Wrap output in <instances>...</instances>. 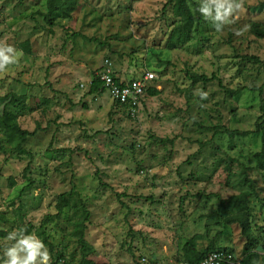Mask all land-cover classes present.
<instances>
[{"label":"rangeland","instance_id":"374dc122","mask_svg":"<svg viewBox=\"0 0 264 264\" xmlns=\"http://www.w3.org/2000/svg\"><path fill=\"white\" fill-rule=\"evenodd\" d=\"M169 1L80 0L70 18L50 27L47 0H0V43L22 50L0 71V96L16 93L9 108L35 131L22 154L0 132V214L8 218L0 221V259L10 231L44 239V220L51 261L63 253L79 264V228L55 209L59 195L74 189L90 212L84 264L174 263L212 242L239 262L240 226L226 225L217 211L240 192L244 166L259 192L250 198L254 221L264 229V170L252 169L261 135L225 133L255 131L262 114L264 38L252 24L264 27V0H242L220 32L197 11L198 0H188L200 21L193 39L174 49ZM107 59L121 82L153 72L148 85L160 93L146 95L135 113L105 89L90 94ZM195 74L211 80L193 83ZM194 235L202 238L192 254L185 244Z\"/></svg>","mask_w":264,"mask_h":264},{"label":"trees","instance_id":"16d2710c","mask_svg":"<svg viewBox=\"0 0 264 264\" xmlns=\"http://www.w3.org/2000/svg\"><path fill=\"white\" fill-rule=\"evenodd\" d=\"M79 1L80 0H47L46 12L43 14L44 20L50 27H54L63 19L71 17L72 13L77 9ZM171 2L173 3L172 11L174 21L176 23L170 32L168 46L169 48L174 49L177 46L186 44L193 39L196 21H200V18H196V14L191 9V5L189 4L188 0H174L169 1L167 4H171ZM193 4L195 5L196 3ZM252 32L256 37L260 39L264 38V27L260 24L253 23ZM29 46L30 45L28 42H25L21 45L22 49H24L26 52H30ZM143 75L144 73L135 79L142 78ZM115 77L117 78V81L120 80L117 75H115ZM191 79L193 83L198 81L208 82L211 80L207 78L206 75L198 74L191 75ZM155 80L156 78L153 79L152 82L154 83ZM102 90L104 89L97 73L91 81L89 93L97 94ZM260 91H262V89H260ZM159 93L160 92L157 89L152 88L151 84L147 85L146 95L156 96ZM228 93L232 94L234 91H228ZM17 100L18 97L16 93H7L4 96H0V132L4 133V136L7 138L9 144H15V151L18 154H22L27 152L25 149V144L28 138L35 134V131L30 132L26 129H23L20 125L18 116L9 108L11 105H15ZM142 101H144V99ZM116 102L120 104L118 101ZM261 111L262 114L259 117V122L256 124L255 131L225 129V133L232 137L241 135L246 136L249 134L261 135V149L253 154V157L256 160V165L252 169L255 168L257 170H264V100H262ZM160 141L162 143H166L167 139H160ZM249 170H251V167L244 166L243 170L238 176L240 192L236 195L230 196L227 199H222L221 207L217 212L226 225L235 223L238 224L240 226L241 233L245 238L243 257L238 264H259L260 260L261 264H264V229H262V227L260 229L258 225L255 224L253 210L250 206V198L259 197V192L256 181L249 177ZM55 209L57 218H61L62 216L65 217L67 221L70 222L71 226L73 224L75 231L79 228L81 234L79 236L80 239H78V242L82 251V259L80 260L79 264H84L88 254L86 251L89 248V243L85 241V232L90 219V212L87 209L86 202L81 198L78 192L72 189L68 193L59 195ZM70 210H73L74 212L72 217L69 216ZM49 218L51 220L52 215H50ZM0 221L8 222V218L5 214H0ZM47 225L48 221L44 220L40 225L44 234L43 240L45 244H47V238L49 235ZM254 227H257L262 231V236L258 237L256 235ZM201 238V235H194L192 239L186 242L185 245L191 250L192 254H195L197 251L195 246L196 240ZM50 247L53 248L52 246ZM216 250H228L233 252V250L225 247L215 248V243L212 242L206 247L204 251L197 253L198 255L194 259L200 260L205 258L208 254ZM59 260H64L65 264H72L65 260V255L63 253H60V255H58V257L53 260L51 264H57ZM182 260L192 259L185 258Z\"/></svg>","mask_w":264,"mask_h":264},{"label":"clouds","instance_id":"9594fccd","mask_svg":"<svg viewBox=\"0 0 264 264\" xmlns=\"http://www.w3.org/2000/svg\"><path fill=\"white\" fill-rule=\"evenodd\" d=\"M242 8V0H198L197 11L212 24L215 31L231 23ZM22 50L0 43V71L17 63ZM151 75V74H149ZM201 98L206 93L200 92ZM10 243L3 251L0 264H51V253L44 240L35 232L13 229L7 234Z\"/></svg>","mask_w":264,"mask_h":264},{"label":"built area","instance_id":"2783aa9c","mask_svg":"<svg viewBox=\"0 0 264 264\" xmlns=\"http://www.w3.org/2000/svg\"><path fill=\"white\" fill-rule=\"evenodd\" d=\"M115 75L116 71L113 63L108 59L105 60L102 68L98 72L103 89L109 91L114 101H118L121 105L126 106L133 113L137 112L144 102L142 100L146 96V87L155 78V74L147 71L142 78L130 79L125 82L117 81ZM237 260L235 253L232 251L216 250L200 260H181L168 264H238L240 261L238 262ZM142 261L148 262L144 257ZM57 264H65V261L59 260ZM153 264L166 263L156 261Z\"/></svg>","mask_w":264,"mask_h":264},{"label":"crops","instance_id":"0c3cea01","mask_svg":"<svg viewBox=\"0 0 264 264\" xmlns=\"http://www.w3.org/2000/svg\"><path fill=\"white\" fill-rule=\"evenodd\" d=\"M125 81H127V80H125Z\"/></svg>","mask_w":264,"mask_h":264}]
</instances>
